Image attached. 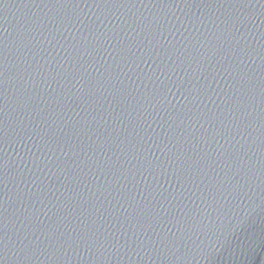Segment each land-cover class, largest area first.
<instances>
[{"label":"water","instance_id":"95a60500","mask_svg":"<svg viewBox=\"0 0 264 264\" xmlns=\"http://www.w3.org/2000/svg\"><path fill=\"white\" fill-rule=\"evenodd\" d=\"M0 264H264V0H0Z\"/></svg>","mask_w":264,"mask_h":264}]
</instances>
